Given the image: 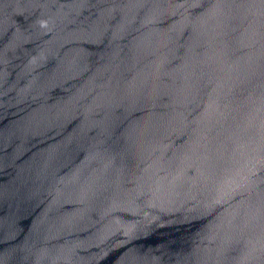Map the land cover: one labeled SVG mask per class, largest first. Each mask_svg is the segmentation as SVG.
Wrapping results in <instances>:
<instances>
[{"label": "water", "instance_id": "obj_1", "mask_svg": "<svg viewBox=\"0 0 264 264\" xmlns=\"http://www.w3.org/2000/svg\"><path fill=\"white\" fill-rule=\"evenodd\" d=\"M0 264H264V0H0Z\"/></svg>", "mask_w": 264, "mask_h": 264}]
</instances>
